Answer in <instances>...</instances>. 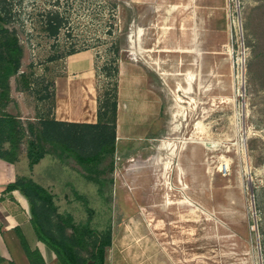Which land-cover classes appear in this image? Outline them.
Returning <instances> with one entry per match:
<instances>
[{"label":"rangeland","instance_id":"1","mask_svg":"<svg viewBox=\"0 0 264 264\" xmlns=\"http://www.w3.org/2000/svg\"><path fill=\"white\" fill-rule=\"evenodd\" d=\"M175 1L190 7L179 22L155 0H8L31 88L12 77L6 110L25 124L51 112L73 51L91 52L102 95L120 48L119 66L133 58L154 86L155 136L117 148L103 194L75 160L47 155L34 175L58 212L86 223L88 206L93 228L111 223L108 264H264V0ZM49 12L64 18L55 37ZM139 28L148 39L135 44L127 37Z\"/></svg>","mask_w":264,"mask_h":264},{"label":"trees","instance_id":"2","mask_svg":"<svg viewBox=\"0 0 264 264\" xmlns=\"http://www.w3.org/2000/svg\"><path fill=\"white\" fill-rule=\"evenodd\" d=\"M12 9L8 0H0V159L8 166L15 164L27 142L26 155L32 169L47 155L60 159H73L84 170L87 180L99 185L101 194L113 185L112 177L103 175L114 171L116 154V129L118 110L119 52L103 69L114 80L98 96V122L77 124L58 122L42 117L37 122L26 124L6 109L11 101V78L20 76L23 88H31L27 75L20 73L24 48L17 31L9 26ZM64 25L59 12H49L44 30L50 37L57 36ZM76 51L71 52V54ZM19 190L29 201L33 223L41 241L48 245L62 264H108L107 251L113 244V228L91 226L94 210L88 208L90 219L76 224L71 215L58 212L55 195L32 178L19 176L7 186V192ZM79 199H83L78 195Z\"/></svg>","mask_w":264,"mask_h":264},{"label":"crops","instance_id":"3","mask_svg":"<svg viewBox=\"0 0 264 264\" xmlns=\"http://www.w3.org/2000/svg\"><path fill=\"white\" fill-rule=\"evenodd\" d=\"M155 1L154 7L158 15L163 10L167 11V15L170 14L171 18L177 22L181 21L180 16L187 14L190 9L189 7L184 12L183 3L180 1ZM194 7L196 10L192 11L190 17L195 23L196 19L193 15L202 7L198 5ZM127 38L135 44H141L148 39L144 28H139L135 35L130 34ZM145 50L143 48V51ZM130 52L135 53L134 50ZM65 70V74L55 81L56 94L51 112L39 113L37 118H31V120L38 121L42 116L64 123L96 124L98 122V90L91 52L82 51L73 54L68 59ZM140 70V66L135 64L133 58L119 66L116 152L117 148L128 144L133 138L155 136L157 100L154 86L150 91L149 81L140 74ZM19 118L23 121V117ZM163 146L167 147V144ZM23 156H25L24 165L28 172L20 176L32 178L44 186L34 174L40 173L39 168L47 158H43L30 169L26 153H23ZM23 156L21 154L20 160L10 166L0 159V264H62L55 252L40 240L33 223L28 199L19 190L6 191L8 184L19 177L16 176L15 170Z\"/></svg>","mask_w":264,"mask_h":264}]
</instances>
